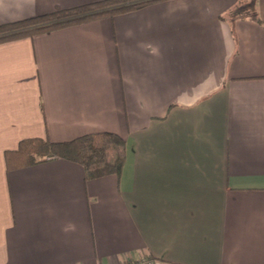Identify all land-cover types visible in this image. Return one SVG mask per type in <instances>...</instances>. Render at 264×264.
Wrapping results in <instances>:
<instances>
[{
    "label": "crops",
    "instance_id": "obj_1",
    "mask_svg": "<svg viewBox=\"0 0 264 264\" xmlns=\"http://www.w3.org/2000/svg\"><path fill=\"white\" fill-rule=\"evenodd\" d=\"M101 0H0V25ZM163 0L0 44V264H264V0ZM116 133L119 176L21 140Z\"/></svg>",
    "mask_w": 264,
    "mask_h": 264
},
{
    "label": "trees",
    "instance_id": "obj_2",
    "mask_svg": "<svg viewBox=\"0 0 264 264\" xmlns=\"http://www.w3.org/2000/svg\"><path fill=\"white\" fill-rule=\"evenodd\" d=\"M163 0H101L40 16L0 25V44L64 28L113 17ZM256 0L248 8L237 7L232 16L254 14ZM126 141L116 133L84 134L69 141L52 142L42 138H26L17 149L5 151L7 172L30 167L50 159H65L81 165L90 179L107 175L119 176L125 164Z\"/></svg>",
    "mask_w": 264,
    "mask_h": 264
}]
</instances>
